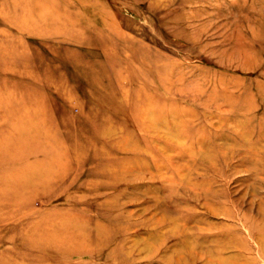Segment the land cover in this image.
<instances>
[{"label": "rangeland", "instance_id": "1", "mask_svg": "<svg viewBox=\"0 0 264 264\" xmlns=\"http://www.w3.org/2000/svg\"><path fill=\"white\" fill-rule=\"evenodd\" d=\"M263 18L264 0H0V179L44 173L0 203V264H264ZM29 128L65 146L29 155ZM37 220L77 254L37 251Z\"/></svg>", "mask_w": 264, "mask_h": 264}, {"label": "bare ground", "instance_id": "2", "mask_svg": "<svg viewBox=\"0 0 264 264\" xmlns=\"http://www.w3.org/2000/svg\"><path fill=\"white\" fill-rule=\"evenodd\" d=\"M218 1V0H217ZM244 1V0H243ZM251 1H253V0H251ZM260 1V0H259ZM47 2V1H46ZM220 2V1H219ZM234 2V1H233ZM254 2H256V1H254ZM246 3V2H245ZM242 4V3H241ZM237 5H239V4H237ZM244 5V4H243ZM247 5H249V4H247ZM253 5V4H252ZM245 7V6H244ZM251 7V6H250ZM256 7V6H255ZM254 7V8H255ZM58 8V7H57ZM174 8V7H173ZM241 8V7H240ZM258 8V7H257ZM257 8H255V9H257ZM250 11V10H249ZM257 11V10H256ZM261 12V11H260ZM205 13H207V12H205ZM254 13H255V11H254ZM258 13H259V11H258ZM68 15V14H67ZM199 15H200V13H199ZM207 15V14H206ZM239 15V14H238ZM253 15V14H252ZM256 15V14H255ZM44 16V15H43ZM204 16V15H203ZM217 16V15H216ZM220 16V15H219ZM247 17V16H246ZM262 17V16H261ZM207 18V17H206ZM242 19V18H241ZM254 19V18H253ZM252 19V20H253ZM257 19V18H256ZM264 19V18H263ZM255 20V19H254ZM264 22V21H263ZM42 23V22H41ZM252 23H253V21H252ZM53 25V24H52ZM262 25V24H261ZM264 25V24H263ZM41 26V25H40ZM256 28V27H255ZM254 28V29H255ZM242 29V28H241ZM249 29H251V28H249ZM253 29V30H254ZM30 30V29H29ZM59 31H62V33L64 32V30H60V29H58ZM255 31V30H254ZM253 31V32H254ZM35 32H37V31H35ZM55 32H57V30L55 29ZM261 32H263V31H261ZM260 33V32H259ZM258 33V34H259ZM264 33V32H263ZM254 35V34H253ZM262 35V34H261ZM263 36V35H262ZM201 37V36H200ZM258 37V36H257ZM200 39V38H199ZM256 39V38H255ZM259 39H261V37L259 38ZM264 40V39H263ZM247 41V40H246ZM251 44L252 43H250V46H251ZM180 45V44H179ZM253 45V44H252ZM247 52H249V50H247ZM244 53V52H243ZM245 54V53H244ZM243 54V55H244ZM233 55V54H232ZM240 57V56H239ZM241 58V57H240ZM223 59H224V57H223ZM230 59H231V57H230ZM237 59V58H236ZM172 60V59H171ZM224 61V60H223ZM222 61V62H223ZM219 64H221V63H219ZM222 65V64H221ZM224 65V64H223ZM159 70V69H158ZM255 71V70H254ZM221 76V75H220ZM186 77H187V75H186ZM196 78V77H195ZM203 78V77H202ZM224 79V76H222L220 79ZM227 78V77H226ZM125 80H126V76H125V78H124ZM197 79V78H196ZM219 79V80H220ZM242 79V78H241ZM104 80V79H103ZM192 80H193V78H192ZM195 80V79H194ZM225 80V79H224ZM224 80H223V82H224ZM235 82H237V80L238 79H233ZM127 81V80H126ZM125 81V82H126ZM230 81V80H229ZM239 81V80H238ZM241 81V80H240ZM128 82V81H127ZM263 82V81H262ZM47 83V82H46ZM199 83V82H198ZM230 83H231V81H230ZM232 83H233V81H232ZM238 83V82H237ZM237 83H236V86H237ZM242 83V82H241ZM240 83V84H241ZM121 84V83H120ZM186 84V83H185ZM262 84V83H261ZM261 84H259V86L261 85ZM142 86H143V84H141ZM193 85V84H192ZM215 85V84H214ZM227 85V84H226ZM232 85V84H231ZM122 86V85H121ZM255 86V85H254ZM163 87V86H162ZM228 87V86H227ZM238 87H240L239 85H238ZM257 87H258V85H257ZM125 88V87H124ZM124 88H122V89H124ZM193 88H194V86H193ZM222 88H223V86H222ZM225 88V87H224ZM235 88H237V87H234L233 89H235ZM58 89V88H57ZM119 89V88H118ZM187 89V88H186ZM205 89V88H204ZM203 89V90H204ZM214 89V88H213ZM239 89V88H238ZM242 89V88H241ZM145 90V89H144ZM210 90V89H209ZM215 90V89H214ZM214 90H212V91H214ZM217 90V89H216ZM223 90V89H222ZM225 90V89H224ZM226 90H228V89H226ZM231 90V89H230ZM229 91V90H228ZM57 92V91H56ZM120 92V91H119ZM118 92V93H119ZM164 92H166V91H164ZM168 92V91H167ZM204 92V91H203ZM226 92V91H225ZM225 92L223 91V93L225 94ZM117 93V94H118ZM121 93V92H120ZM198 92H196V94H197ZM230 93V92H229ZM250 93V92H249ZM249 93H248V95H249ZM257 93H259V92H257ZM261 93V92H260ZM121 95V94H120ZM119 95V96H120ZM124 94H122V96H123ZM229 96V95H231V96H233L231 93L228 95V94H225L224 96ZM246 95H247V92H246ZM247 95V96H248ZM251 95H252V93H251ZM127 96V95H126ZM237 96V95H236ZM260 96H261V94H260ZM142 97V96H141ZM150 97H151V95H150ZM238 97V96H237ZM254 97V96H253ZM123 98V97H122ZM134 98V97H133ZM136 99H137V97H135ZM152 98H153V95H152ZM152 98H150V99H152ZM197 98V97H196ZM226 98H228V97H226ZM240 98V97H239ZM139 99V98H138ZM233 99V98H232ZM249 99V98H248ZM131 100V99H130ZM155 100V99H154ZM231 100V99H230ZM237 100V99H236ZM241 100H243V97H242V99ZM261 100V99H260ZM124 101V100H123ZM126 101V100H125ZM149 101V100H148ZM153 101V100H152ZM156 101H157V98H156ZM233 101V100H232ZM245 101L247 102V101H249V100H247V99H245ZM136 102V101H135ZM135 102H133L134 103V105L136 106V104H135ZM150 102V101H149ZM229 102H231V101H229ZM244 102V101H243ZM137 103V102H136ZM157 103V102H156ZM239 103V102H238ZM253 103V102H252ZM263 103V102H262ZM143 104H144V102H143ZM154 104H155V102H154ZM247 105H248V103H246ZM260 104V103H259ZM264 104V103H263ZM150 105V104H149ZM243 105H245V103L243 104ZM250 106V105H249ZM248 106V107H249ZM262 106H264V105H262ZM156 107V106H155ZM217 107V106H216ZM215 107V108H216ZM232 107V106H231ZM243 107V106H242ZM241 107V108H242ZM246 107V105L244 106V108H242V109H246L245 108ZM175 108V107H174ZM44 109V108H43ZM144 109V108H143ZM149 109V108H148ZM148 109H147V111H148ZM160 109H161V106H160ZM163 109V108H162ZM248 109V108H247ZM251 109V108H250ZM254 109V108H253ZM252 109V110H253ZM158 110V109H157ZM178 110H179V113H181V112H183V111H181L180 112V109L178 108ZM225 110V109H224ZM162 111V110H161ZM257 111V110H256ZM39 112V111H38ZM44 112H46V111H44ZM150 112H151V109H150ZM155 112H157L156 111V108H155ZM249 112V111H248ZM253 112V111H252ZM165 113V112H164ZM135 114H138V113H136V111H135ZM161 114H162V112H161ZM174 114H175V111H174ZM182 114V113H181ZM191 114H193V113H191ZM191 114H189V116H191ZM151 115V114H150ZM160 115V114H159ZM164 115V114H163ZM166 115V114H165ZM251 115V114H250ZM249 115V116H250ZM137 116V115H136ZM146 116V115H145ZM161 116V115H160ZM160 116H158V117H160ZM180 116V115H179ZM184 116V115H183ZM183 116H182V118H183ZM254 116V115H253ZM166 117V116H165ZM173 117V116H172ZM185 117V116H184ZM192 117V116H191ZM190 117V118H191ZM193 117H194V115H193ZM192 117V118H193ZM248 117V116H247ZM138 118V117H137ZM162 117H160V119H161ZM174 118V117H173ZM180 118H181V116H180ZM189 117H187V119H188ZM189 118V119H190ZM34 119L35 120H37L38 119V116H36V117H34ZM143 119V118H142ZM167 119H168V117L166 118V122H169V119H168V121H167ZM194 119V118H193ZM251 119V118H250ZM255 119V118H254ZM258 119H260V118H258ZM33 120V119H32ZM39 120H41V121H43L44 119H43V117H41V118H39ZM147 120H148V123H147V126H145V124H144V131H146V130H153V129H155L156 130V128H158V124H157V121H152V117H150V116H148L147 117ZM174 120H177V119H174ZM262 120H264V117L262 118ZM139 121H140V119H139ZM158 121H159V118H158ZM180 121V120H179ZM183 120H181V122H182ZM246 121V120H245ZM244 121V122H245ZM250 121V120H249ZM248 121V122H249ZM259 121V120H258ZM95 122V121H94ZM147 122V121H146ZM159 122H161V120L159 121ZM185 122H186V120H185ZM247 122V121H246ZM162 124H163V122H161ZM165 123V122H164ZM193 123V122H192ZM249 123H251V121L249 122ZM261 123H263V122H261ZM161 124V125H162ZM166 124H167V126H168V123H165V126H166ZM176 124V123H175ZM179 124V123H178ZM184 124H186V123H183V125ZM252 124V123H251ZM164 125V124H163ZM162 125V126H163ZM180 125V124H179ZM178 125V126H179ZM187 125V124H186ZM190 125H192V124H190ZM193 125H194V123H193ZM260 125V124H259ZM264 125V124H263ZM110 125H108L107 127H104L103 125L102 126H100V128H99V132H100V135L102 134L103 135V137H109V136H111L112 135V133L114 132V130H112L111 131V127H109ZM142 126V125H141ZM161 126V127H162ZM240 126V125H239ZM168 127H170V126H168ZM187 127V126H186ZM185 126H184V128H186ZM190 127H192V126H190ZM253 127V126H252ZM259 127L260 126H258L257 128H258V130H260V131H262L261 130V128H262V126H261V128L259 129ZM21 128V127H20ZM159 128H160V126H159ZM159 128L157 129V130H159ZM177 128H179V127H177ZM243 128V127H242ZM245 128V127H244ZM255 128V127H254ZM141 129H143V127L141 128ZM146 129V130H145ZM162 129V131H163V133H164V130L163 129H165L164 128V126L161 128ZM201 129V128H200ZM237 129V128H236ZM166 130V129H165ZM169 130V129H168ZM170 130H171V128H170ZM169 130V131H170ZM176 130H178V129H176ZM185 130V129H184ZM240 131H241V128L239 129ZM239 130H237V131H239ZM248 130V129H247ZM246 130V131H247ZM28 131H29V135L28 136H30V138H31V142L29 143L30 145H31V147L28 149V151L26 152V153H28L29 155H33V156H35V155H37L38 153H40V152H45L44 151V149L43 150H39V148H44V147H47V145H48V147H49V150H47V151H49V152H53V151H56V145L57 144H60V145H62V146H65V144L63 143V141L60 139L61 137L57 134V130L56 129H53V130H49L48 128H42V129H36V128H29L28 129ZM97 131V133H94V136H97L98 137V135H99V132ZM169 131H165L166 133L168 132V133H170ZM179 131H180V129H179ZM178 131V132H179ZM154 132V131H153ZM152 131H151V133H153ZM174 133H175V131H173ZM177 132V133H178ZM186 132L187 131H185V134H186ZM233 132L235 133V130H233ZM250 132V131H249ZM251 132H253V131H251ZM161 133V132H160ZM172 133V132H171ZM170 133V134H171ZM181 133V132H180ZM238 133V132H237ZM241 133V132H240ZM242 133H245V132H242ZM259 133V132H258ZM149 134V133H148ZM155 134V133H154ZM159 134V133H158ZM170 134H168V136H170V137H172ZM184 134V135H185ZM246 134V133H245ZM245 134H243V135H245ZM254 134V133H253ZM257 134V133H256ZM261 134H263V133H261ZM163 134H161V136H162ZM176 136H178V134H175ZM174 135V136H175ZM238 135H240V134H238ZM246 135H248V134H246ZM245 135V136H246ZM157 136V135H156ZM160 136V137H161ZM168 136H164L165 138L166 137H168ZM175 136V137H176ZM180 136V135H179ZM179 136L177 137L178 139H179ZM241 136V135H240ZM258 136H259V134H258ZM112 137V136H111ZM110 137V138H111ZM160 137H158V138H160ZM182 138L184 137V136H181ZM186 137H188L187 135L185 136V138ZM169 138V137H168ZM177 138H175V139H177ZM193 138V137H192ZM228 138H229V135H228ZM245 139H246V137H244ZM251 138H252V136H251ZM23 139V138H22ZM104 139V138H103ZM112 139V138H111ZM167 139V138H166ZM171 139V138H170ZM177 139V140H178ZM181 139V138H180ZM179 139V140H180ZM201 139H202V137H201ZM250 139V138H249ZM261 139V138H260ZM109 140V139H108ZM187 140V139H186ZM234 140V139H233ZM7 142L5 143V144H3V143H1L0 144V149H2L3 151H4V149H7V147H8V145L10 144V143H13L14 142V140L12 139V138H8V140H6ZM22 141V140H21ZM183 142L185 141L184 140V138H183V140H182ZM201 141V140H200ZM200 141L198 142V143H200ZM231 141V140H230ZM236 141V140H235ZM262 141H264V140H262ZM23 142V141H22ZM111 142V141H110ZM202 142H203V140H202ZM206 142H207V140H206ZM205 142V143H206ZM237 142H239L238 140H237ZM246 142V141H245ZM257 142V141H256ZM256 142L254 143V145L256 144ZM54 144V146L53 145H51V144ZM109 143V142H108ZM114 143V142H113ZM197 143V144H198ZM209 143V142H208ZM228 143V142H227ZM234 142H232V144H233ZM240 143H242V142H239L238 144H240ZM247 143V142H246ZM259 143V142H258ZM56 144V145H55ZM238 144H233L234 145V147L236 146V145H238ZM182 145H183V143H182ZM207 145V144H206ZM205 145V146H206ZM243 145V146H242ZM247 145V144H246ZM252 145V144H251ZM24 146H25V144H24ZM119 146V145H118ZM184 146V145H183ZM186 146V145H185ZM205 146H203L201 149L203 150V148L205 147ZM211 146V145H210ZM225 146V145H224ZM241 146L242 147H240V149H242V151H243V147H244V144L242 143L241 144ZM47 147V148H48ZM123 147V146H122ZM188 147H190V146H188ZM212 148H213V146H211ZM238 147V146H237ZM246 147H249V144L247 145V146H245V148ZM254 147V146H253ZM259 147V146H258ZM124 148V147H123ZM186 148V147H185ZM195 148V147H194ZM197 148V147H196ZM199 148V147H198ZM211 148V149H212ZM215 148H217L218 149V147H215ZM222 148V147H221ZM221 148H219V149H221ZM225 148V147H224ZM226 148H228V146L226 147ZM255 148H256V146H255ZM260 148V147H259ZM171 149V148H170ZM205 149V148H204ZM232 149V148H231ZM238 149V148H237ZM262 149V148H261ZM264 149V148H263ZM124 150V149H123ZM184 150H186V149H184ZM195 150V149H194ZM197 150V149H196ZM222 150V149H221ZM239 150V149H238ZM247 151H248V149H246ZM251 150V149H250ZM252 150H253V148H252ZM257 150V149H256ZM260 150V149H259ZM258 150V151H259ZM82 151V148L81 147H79L78 145H76L75 147H73V149H72V152H74V153H80ZM205 151H206V149H205ZM193 154H194V152L193 151H191ZM202 152V151H201ZM214 152V151H213ZM217 152V151H216ZM215 152V153H216ZM23 153H25V151L23 152ZM222 152L220 151V154H221ZM236 153V152H235ZM257 153V152H256ZM259 153H261L260 151H259ZM258 153V154H259ZM110 154V153H109ZM205 154H207L206 152H205ZM230 154H232V153H230ZM241 154V153H240ZM240 154H238V155H240ZM255 154V153H254ZM262 154V153H261ZM261 154H259V156L261 155ZM263 154H264V151H263ZM200 155H204V152L201 154L200 153ZM226 155V154H225ZM228 155V154H227ZM233 155V154H232ZM231 155V156H232ZM189 156V155H188ZM188 156H186V157H188ZM209 156V155H208ZM206 157V156H203V158L204 157H206L207 159L208 158H210V157ZM244 156H246V155H244ZM253 156V155H252ZM258 156V157H259ZM116 157V156H115ZM155 157V156H154ZM191 157H193V156H191ZM197 157V156H196ZM198 157H202V156H198ZM224 157V156H223ZM240 157V156H239ZM248 157H250V156H248ZM253 157H256V154H255V156H253ZM251 158V157H250ZM257 158V157H256ZM156 159V158H155ZM252 159V158H251ZM157 160V159H156ZM204 160V159H203ZM209 160H211V159H209ZM212 160H213V158H212ZM253 160V159H252ZM260 160V159H259ZM262 160H263V157H262ZM214 161V160H213ZM225 161V160H224ZM261 161V160H260ZM256 162V161H255ZM216 164H218L217 162H215ZM41 164V163H40ZM188 165V164H187ZM251 165V164H250ZM257 165H259V163L257 162ZM263 165L264 164H262L261 165V167H263ZM194 166V165H193ZM43 166H41L40 165V167L38 166L37 167V169H38V171L40 172L38 175V180L36 179V178H34V174H32L30 177H28V179H27V181L28 182H24V180L22 181V180H20V182H15L14 180L13 181H8V180H4V181H2L1 179H0V189H2V186H6V190H7V193L6 194H1L0 193V203H1V205H3L2 203H6L7 205L8 204H10V205H13V206H15V208L17 209V208H19L18 206L19 205H22V206H25V205H27L26 203H28L27 202V200H25V198H24V194L26 193V190L30 187V186H37V184H39V183H41V181L39 180V178L41 177V176H43V174L44 173H42L43 172V168H42ZM218 167V166H217ZM222 167V166H221ZM220 167V168H221ZM253 167H256V166H254V164H253ZM260 167V168H261ZM189 168H190V166H189ZM256 168H258V167H256ZM264 168V167H263ZM251 169V168H250ZM110 170V169H109ZM213 170V169H212ZM255 170V169H254ZM125 172H126V167H125V170H124ZM214 171V170H213ZM218 171V170H217ZM224 171V170H223ZM251 171V170H250ZM260 171V170H259ZM253 172V171H252ZM256 173V172H255ZM254 173V174H255ZM223 174H224V172H223ZM258 174V173H257ZM256 174V175H257ZM41 175V176H40ZM121 175V174H120ZM68 176V175H67ZM126 177V176H125ZM42 178V177H41ZM45 178V177H44ZM112 178H114V177H112ZM118 178H119V176H118ZM121 178H123V177H121ZM115 182H116V180H115ZM211 182V181H210ZM115 184H118V183H115ZM206 184V183H205ZM208 184H209V182H208ZM202 185V184H201ZM204 185V184H203ZM211 185V184H210ZM194 186H195V184H194ZM199 187V186H198ZM203 187V186H202ZM207 187H209V186H207ZM90 188V187H89ZM205 188V187H204ZM204 188H202V190L204 189ZM35 189V188H34ZM191 189V188H190ZM195 189V188H194ZM199 189L201 190V188H198V191H199ZM216 190V189H215ZM206 191H207V189H206ZM216 191H218V190H216ZM253 191V190H252ZM202 192H204V190L202 191ZM213 192V191H212ZM35 194H37L36 192H35ZM198 194V193H197ZM205 195H206V193H204ZM204 196V195H203ZM209 196V195H208ZM36 197H38V196H36ZM204 198H206L205 196H204ZM87 199V198H86ZM2 201V202H1ZM81 201V200H80ZM205 201V200H204ZM262 209V208H261ZM5 210H6V208H5ZM261 211V210H260ZM210 212H212V211H210ZM1 210H0V215H1ZM30 214H31V211H30ZM251 214V213H250ZM258 215H260V214H258ZM28 216V215H27ZM26 216V217H27ZM172 216H175V215H171V217ZM249 218H250V216H249ZM262 219V218H261ZM72 222V221H71ZM70 222V223H71ZM150 223V222H149ZM176 224H178V223H176ZM55 223H53V225L52 226H48L45 222H43V220H37V221H34V223L33 224H30V225H28L27 226V228L26 229H24V233H29V232H36L37 233V237H36V240H35V242H33V245H36V250L37 251H40V250H45V249H51V250H58V251H63L65 254H67V255H76L77 254V252H76V250H73V249H71V243L72 242H75V240H76V238H78V235H76L73 231H69V228H67V230H66V227H60V228H55ZM71 225V224H70ZM69 225V226H70ZM88 225V224H87ZM253 225V224H252ZM71 227V226H70ZM84 227H86V226H84ZM171 227V226H170ZM119 231V230H118ZM117 231V232H118ZM104 237V236H103ZM83 239V238H82ZM10 240V239H9ZM32 243V242H31ZM105 245V244H104ZM103 250V249H102ZM226 251V250H225ZM115 259V258H114ZM122 259V258H121ZM225 259V258H224ZM235 259V258H234ZM219 261L220 260H223V259H218ZM124 261H126V260H124ZM123 261V262H124ZM121 262V261H120ZM119 262V263H120ZM117 264H118V260H117V262H116ZM127 263V262H126ZM228 264V263H227ZM230 264V263H229Z\"/></svg>", "mask_w": 264, "mask_h": 264}]
</instances>
